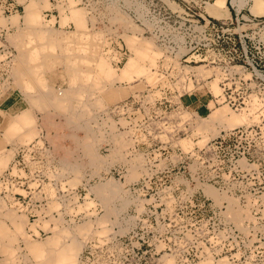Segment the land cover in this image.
Listing matches in <instances>:
<instances>
[{"label":"rangeland","instance_id":"rangeland-1","mask_svg":"<svg viewBox=\"0 0 264 264\" xmlns=\"http://www.w3.org/2000/svg\"><path fill=\"white\" fill-rule=\"evenodd\" d=\"M262 136L264 0H0V172L35 140L84 192L8 187L36 217L0 195V264H76L112 232L146 264H264Z\"/></svg>","mask_w":264,"mask_h":264},{"label":"built area","instance_id":"built-area-1","mask_svg":"<svg viewBox=\"0 0 264 264\" xmlns=\"http://www.w3.org/2000/svg\"><path fill=\"white\" fill-rule=\"evenodd\" d=\"M4 9L10 10L11 8L5 7ZM207 22H209V20H207ZM119 61L120 59H118L116 62H119ZM243 69H249L250 71H253L254 66L251 63H246ZM157 71L160 72L158 73L159 75H163V72H164L163 70L160 69ZM133 101L135 100H133L132 98L131 100H128V98H126L122 100V102L120 103L118 102L117 105H112V108H110L109 112H112V111L118 112L121 110V112L119 113H124L133 106L132 105ZM242 135H243V138H246L247 136H250L251 134H249V130H246L245 128H240L239 137ZM38 137L41 139V141H43V145L45 148L43 134L41 132L39 133ZM261 138H263V136ZM42 152L43 150L40 148L39 144H36L35 140L29 142L28 144L18 146L15 151V154L13 155L9 163V166L0 172V195L4 196L5 194H11L12 197L15 198L16 202L19 205L25 207L24 209H25L27 218L30 220L35 218L36 214H34L33 212H30L29 195H26L23 197L17 192H11L10 190H8V187L17 186V187L23 188L28 191L29 187L27 186V183L31 179L29 178V175L31 174H32L31 176H34L38 181H40L39 183L50 182L52 186L54 187L53 191L56 194H61V195L66 194V197L70 198V199H66V201L69 200L70 202H78L83 199V194H84V192H81V190H79L78 186H75V188L71 189L68 187V185L65 182L63 184H60L59 181H54L56 179L53 178V176H49L46 173V171L49 170L48 167H50L51 169L54 165L45 164L42 161L43 158L41 157V155L45 154ZM25 154L29 156V159H30L29 161L26 160L27 155ZM244 160L246 161L247 159L244 158ZM246 163L252 164V165L247 168L243 167L242 169L245 172L252 173L256 171L260 173L259 169H261V167L259 166V162L258 164H255L253 162L248 163L246 161ZM12 168H14V170L21 169L24 175H21L18 173L17 174L12 173L11 172ZM159 171H163V170H159ZM165 171L168 172V169H165ZM155 172L156 171L152 172L149 176L144 175V177H147V180H148L149 178L152 177V174H154ZM62 185L64 186L63 189H62L63 187ZM147 187H149V183H146V181L143 180L142 178V182L139 183L138 189L141 192H144L145 190H147ZM73 192L75 193V199L73 198ZM144 203L146 202L144 201ZM33 205L37 207V209L39 210L40 209L39 205L44 206L45 204L43 203L42 200L41 201L35 200L33 201ZM63 210L64 208L62 207V209L59 211L61 214L63 213L62 216L66 218L67 220H70L73 222V221H78L81 218V215L79 212L77 213L69 212L68 214V213H64ZM40 214L43 215L42 212ZM39 232H41V230H39ZM127 232L128 231H126V233ZM110 235L112 236L110 240L104 239L103 241H99L97 239H92V240L85 242L82 246V249L79 251L77 255L78 259H77L76 264H146L145 260L143 259L140 260V255H141L139 251L140 243H138V245L136 244L134 246H131L127 251L126 243L123 242L125 238V232L124 233L112 232L110 233ZM160 264H163V263H160ZM253 264H263V263L255 262Z\"/></svg>","mask_w":264,"mask_h":264},{"label":"bare ground","instance_id":"bare-ground-1","mask_svg":"<svg viewBox=\"0 0 264 264\" xmlns=\"http://www.w3.org/2000/svg\"><path fill=\"white\" fill-rule=\"evenodd\" d=\"M32 14H33V12H32ZM31 16H32V15H31ZM212 87H213V86H212ZM213 88H214V87H213ZM215 88H216V86H215ZM215 92H216V90H215ZM107 95H108L107 97H109V96L114 95V94H113V92H109ZM224 107H225V109L222 108L221 111H225V112L228 113V116H227V120H228V122H229L230 124H237V123H239V122H238V121H239V118L236 117V116H234V115H232V114H229V112H228L227 109H226V106H224ZM227 108H228V107H227ZM230 112H231V111H230ZM223 117H224V116H223ZM225 117H226V116H225ZM35 142H36V141H35ZM25 155H27V154H25ZM16 173H17V172H16ZM207 187H208V186H207ZM210 188H211V187H210ZM214 190H215V189H214ZM206 191H207V190H206ZM206 191H205V192H206ZM208 191H209V193L211 194L210 197H211L212 195H213V196H216L215 194H217L215 191H214V192H215V194H214L213 189H209ZM217 196H220V194H219V195L217 194ZM217 198H219V197H217ZM214 199H215V198H214ZM214 199H213V200H214ZM88 200H89V199H88ZM215 200H216V199H215ZM215 200H214V201H215ZM86 202H87V200H86ZM90 202H91V200L88 201L87 204L90 205ZM11 211H12V210H10V212H11ZM32 212H33V211H32ZM5 213H6V212H5ZM38 213H39V211H38ZM10 214H11V213H10ZM17 215H18V214H17ZM14 216H15V215H14ZM231 216H232V215H231ZM250 216H251V215H250ZM15 217H16V216H15ZM15 217L12 218V221H13V219L15 220ZM17 217H18V216H17ZM21 219H22V218H21ZM233 219H234V217H233ZM237 220H238V219H237ZM242 221H243V220H242ZM25 222H26V220L24 221V223H25ZM235 222H236V221H235ZM15 223H18V222H15ZM24 223H23V224H24ZM238 224H239V223H238ZM15 225H16V224H15ZM17 225H18V224H17ZM19 225H20V223H19ZM32 225H33V224H32ZM3 226H4V225H3ZM33 226H35V225H33ZM33 226H32V227H33ZM240 226H241V225H240ZM16 227H17V226H16ZM18 227H19V226H18ZM36 227H37V226H36ZM36 227H35V228H36ZM38 228H39V227H37L35 230L39 231ZM33 229H34V228H33ZM33 244H34V243H33ZM31 246H32V245H31ZM33 246H35V245H33ZM33 246H32V247H33ZM36 247H37V246H35V248H33V250H35ZM30 250H31V249H30ZM200 264H209V263H208L207 261H202Z\"/></svg>","mask_w":264,"mask_h":264}]
</instances>
